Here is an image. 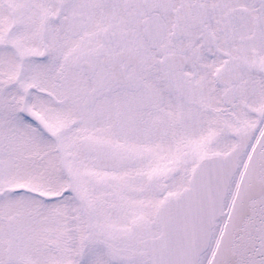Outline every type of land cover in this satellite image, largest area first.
I'll return each instance as SVG.
<instances>
[{
  "label": "snow or ice",
  "instance_id": "obj_1",
  "mask_svg": "<svg viewBox=\"0 0 264 264\" xmlns=\"http://www.w3.org/2000/svg\"><path fill=\"white\" fill-rule=\"evenodd\" d=\"M0 264H264V0H0Z\"/></svg>",
  "mask_w": 264,
  "mask_h": 264
}]
</instances>
